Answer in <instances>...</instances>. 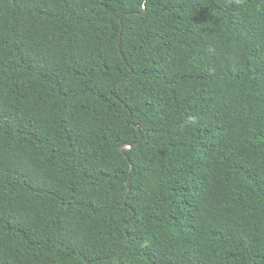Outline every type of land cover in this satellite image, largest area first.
Instances as JSON below:
<instances>
[{"label": "trees", "instance_id": "obj_1", "mask_svg": "<svg viewBox=\"0 0 264 264\" xmlns=\"http://www.w3.org/2000/svg\"><path fill=\"white\" fill-rule=\"evenodd\" d=\"M0 264H264V0H0Z\"/></svg>", "mask_w": 264, "mask_h": 264}, {"label": "water", "instance_id": "obj_2", "mask_svg": "<svg viewBox=\"0 0 264 264\" xmlns=\"http://www.w3.org/2000/svg\"><path fill=\"white\" fill-rule=\"evenodd\" d=\"M130 147V145L129 144H124V145H121V150H122V152L125 154L126 153V151H127V149Z\"/></svg>", "mask_w": 264, "mask_h": 264}]
</instances>
